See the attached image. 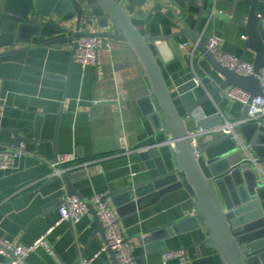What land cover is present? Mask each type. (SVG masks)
Segmentation results:
<instances>
[{
    "label": "crops",
    "instance_id": "obj_1",
    "mask_svg": "<svg viewBox=\"0 0 264 264\" xmlns=\"http://www.w3.org/2000/svg\"><path fill=\"white\" fill-rule=\"evenodd\" d=\"M210 2L198 36L213 32L223 39V53L253 64L255 53L245 49L252 0ZM200 11L193 6L183 15L189 27L198 25ZM258 14L264 17V0H260ZM173 19V14L164 11L135 24L145 36H168L180 31ZM63 37L44 29L29 41L0 48V53L14 51L0 58V153L21 144L25 152L15 159L12 169L0 170V239L30 246L55 225L60 219L62 187L49 177L50 163L57 156L73 154L78 168L68 175H79L73 186L84 201L94 194L107 197L137 264H163V254L178 249L186 251V258L168 264H227L223 254L210 247L208 230L197 216V200L178 182L166 178L158 187L145 186L142 197L116 195L130 185L158 179L157 169L143 168L141 147L159 150L169 171L174 168V149L167 143L166 131L157 132L138 105L151 87L133 50L115 43L110 53L103 52L97 63L83 69L73 57L72 43L59 41ZM183 43L191 42L180 37L172 43L156 40L150 44L180 114L187 118L192 106L210 95L197 109L196 118L219 113L224 121L240 122L245 108L225 98L227 90L220 89L223 78L206 56L198 50L191 54L192 48H181ZM195 79L200 85L181 95L178 89ZM187 119L191 127L194 122ZM216 139L203 138L202 146ZM234 147L228 141L207 156L223 155ZM95 223L91 213L77 224L61 223L48 238L57 258L39 248L28 258L29 264H81L82 259L97 254L90 264H116L110 250L102 251L106 238ZM152 235L154 239L149 240ZM7 263L0 255V264Z\"/></svg>",
    "mask_w": 264,
    "mask_h": 264
},
{
    "label": "water",
    "instance_id": "obj_2",
    "mask_svg": "<svg viewBox=\"0 0 264 264\" xmlns=\"http://www.w3.org/2000/svg\"><path fill=\"white\" fill-rule=\"evenodd\" d=\"M210 3V0H0V48L29 41L44 29L64 35L59 39L61 42L74 44L90 36L108 37L115 43L128 45L139 58L150 81L151 93L139 98L138 105L156 131H166L169 141L175 144L174 168L168 170L159 150L143 151L140 155L145 164L143 168L157 169L158 179H152L146 185H130L116 195L130 193L142 197L143 187L153 184L158 187L163 179H173L197 200V216L208 230L210 247L222 253L227 264H264V179L258 174L254 162L234 141L233 134L212 141L202 147L199 155L195 154L189 139L187 118L203 129L222 126L225 121L219 113L195 117L197 109L209 100L210 95L196 102L187 118L180 114L150 45L156 40L172 43L173 39L186 37L200 54L206 56L213 71L223 78L221 90L234 87L246 91L252 99L264 96L256 77L264 70V17L258 14L260 0H252L245 26V49L256 55L253 63L255 75L252 76H241L224 68L213 54L207 52L206 38L201 39L197 31ZM193 6L201 8L195 28L189 27L183 17ZM164 11L173 14V21L180 31L168 36L148 37L137 29V20L148 21L150 15ZM75 51L76 46L72 49L73 57ZM13 52L0 53V58ZM194 88L195 80H191L178 90L185 95ZM249 111L250 107L246 106L235 134L250 144L258 165L264 167V119L247 121ZM228 141L234 142L233 150L208 158L212 148ZM78 176L67 174L61 180L56 177L51 180L59 181L61 187L66 186L69 196L82 199L73 186ZM85 202L89 213L95 216L96 230L105 234L94 205ZM154 237L152 235L149 240ZM110 251L115 263L119 264L115 252Z\"/></svg>",
    "mask_w": 264,
    "mask_h": 264
},
{
    "label": "built area",
    "instance_id": "obj_3",
    "mask_svg": "<svg viewBox=\"0 0 264 264\" xmlns=\"http://www.w3.org/2000/svg\"><path fill=\"white\" fill-rule=\"evenodd\" d=\"M214 14V12H213ZM213 14L211 16H213ZM210 17L209 23L212 22ZM206 38V49L207 52L213 54L215 59L224 67L231 71L236 72L241 76H252L255 75L254 65L244 59L236 57L231 54H225L220 50V45L223 41L222 37L212 33L203 35L201 39ZM115 42L108 37H90L85 36L79 39L72 47L76 46L74 54L75 59L79 62L83 69L87 66L97 63L99 61V55L103 52H111ZM183 49H191V54L197 51V47L191 43H183L180 45ZM205 56V55H203ZM259 80L261 88L264 90V70L260 74L256 75ZM196 86L200 85V80L195 79ZM225 98L231 103L239 104L244 108L250 107L249 118L247 121H258L264 118V96L252 99L251 95L246 91H242L238 88H228L225 93ZM224 125L203 129L198 127L195 123L188 128L189 139L193 143L194 152L199 155L202 149L203 138L214 136L216 138H222L229 134L234 135V141L245 154V156L254 162L257 167L258 174L264 179V167L258 165V158L254 156L251 150V146L246 141H243L239 136L235 134L238 123L225 121ZM172 148H175V144L172 141H168ZM153 149L152 147H141L138 152L147 151ZM25 155L22 144L16 148H11L0 153V170L6 171L13 168L15 159ZM76 156L73 154L57 156L54 162L50 163V178L62 179L67 175L72 168H78L74 166ZM67 187H62L61 206L59 208L60 219L51 227L43 236L37 239L30 246H20L12 244L9 241L0 239V255L7 258V264H29L28 258L30 255L39 248L46 249L53 257L57 258V255L48 241L50 235L53 234L56 227L63 222H69L70 224H77L83 218L89 215V209L84 200L76 196H69ZM94 205L96 214L99 217L101 225L105 232L106 245L102 249L103 252L112 250L115 252L117 262L119 264H137L134 250L129 244L119 221L117 214L114 209L107 201V197L104 194H94L89 200ZM82 259L81 264H90L94 258ZM186 258V251L178 249V251H168L163 254V264H168L171 261Z\"/></svg>",
    "mask_w": 264,
    "mask_h": 264
}]
</instances>
